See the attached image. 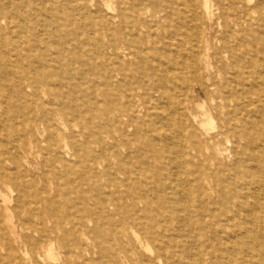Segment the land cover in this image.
Instances as JSON below:
<instances>
[{
    "label": "bare ground",
    "instance_id": "obj_1",
    "mask_svg": "<svg viewBox=\"0 0 264 264\" xmlns=\"http://www.w3.org/2000/svg\"><path fill=\"white\" fill-rule=\"evenodd\" d=\"M189 1L196 6L197 0ZM90 2L86 8L95 0ZM103 2L108 11L115 10L109 1ZM202 5L206 21L216 27L212 55L220 59L213 68L206 53L210 77L204 83L197 72L198 51L183 55L181 97L176 98L175 110L179 121L174 123L173 111L159 115L157 123L148 110L146 118H137L133 114L145 107L139 105L135 111L128 101L124 115L113 113L115 119L102 126L96 120L99 113L93 94L88 97L78 84L70 89L63 69L52 71L54 44L41 40L45 31L35 22L49 15L48 7L33 10L32 39L24 46L17 37L23 34L28 5L0 0L1 229L18 243L19 228L30 234L34 245L45 252L43 258L37 255L38 262L58 259L59 246L65 264H79L81 258L84 264H206V251L210 264H227L224 252L231 253L233 248L221 241L217 228L232 229L241 235L243 246L253 242V256L260 260L264 256V238L258 241L256 236L263 233L264 221L231 222L240 212L250 215L254 205L249 199L256 201L264 193V170L258 167L254 150L256 127L259 124L264 130V0H203ZM197 17L196 12L187 17L189 21L177 18L173 32L181 36L179 31L185 30L188 38L183 41L195 40L197 47L204 38L210 51L211 28L200 29ZM25 47L29 56L42 61L23 64L15 59ZM113 48L123 67L118 48ZM187 56L192 59L189 81L184 76ZM147 77L145 95L150 100L160 101L170 93L167 75V87L152 82V72ZM195 97L201 102L192 106ZM70 115L86 123L79 133H68ZM112 128L126 140L111 134ZM166 128L176 129L177 136L163 133ZM8 130L17 137L4 134ZM76 137L83 142L71 148L69 141ZM135 143L139 147L133 150ZM143 151L149 154L146 163L132 165L135 155ZM109 155L115 163H108ZM73 157L80 159L88 188L80 181H66ZM113 166L116 173L110 176ZM231 173L234 186L228 188L224 180ZM222 192L232 203L239 201L236 214L217 223L207 220L217 212V208L210 210L218 205L214 195ZM194 196L202 197L196 205ZM25 208L30 218L18 217L17 222L14 213ZM195 212L200 216H194ZM85 215H96L92 230ZM211 231L213 236L208 235ZM232 238L228 235L227 240Z\"/></svg>",
    "mask_w": 264,
    "mask_h": 264
},
{
    "label": "rangeland",
    "instance_id": "obj_2",
    "mask_svg": "<svg viewBox=\"0 0 264 264\" xmlns=\"http://www.w3.org/2000/svg\"><path fill=\"white\" fill-rule=\"evenodd\" d=\"M12 1L17 4L28 5V9L25 12L27 20L24 22L22 28L23 34L17 37V40L22 42L24 46L32 39L29 29L30 23L34 22L32 17L33 10L37 8L40 10L48 7L50 11L49 15L46 18L40 17L39 20H35V22H38V27L41 31H45L43 35H40L41 40L51 41L54 44V47L50 50L54 60V62L51 63L52 71L60 72L58 70L63 69L68 79L67 82L70 89L74 88L73 84H78L80 86L82 85V89L85 90V94H87L88 97H91V93L93 94L94 99L97 101V105L94 108H96L99 113L96 120L102 126L115 119L113 118V113L124 115V109L128 101L131 102L135 111L137 109L136 107L139 105L145 107L142 112L133 114L137 118H146L145 115L148 110L149 115L155 118V122L157 123V121H160V118H157L159 115H167L173 111L174 123L178 122L179 117L175 110L177 108L176 98H178V96L179 98L181 97L179 69L182 67L181 60L183 55H188V53L191 54L195 50L198 51L197 72L200 80L204 83L207 78L210 77L209 72H206L205 69L206 58L208 55L210 56V63L213 68H216L217 60L220 59L219 57L216 59L212 55L213 52H215L213 47L215 45L217 30L215 26L211 28L210 24L206 21L202 8L203 0H197L195 7L191 6L192 1L189 0H107L111 6L115 7L114 11L111 9L108 11L103 7L104 0H95V2L89 5V7L87 6V8L85 4H91L90 0ZM132 4H134V8L130 7ZM99 8L101 9L100 12ZM8 12H13V9ZM196 12L198 13V17L194 20L197 22L198 26H201L200 29L205 26L211 28L213 37L210 51H207L208 47L204 38H202L203 43L200 47H197L198 44L195 40L186 39V42L183 41L185 38H188L185 30L181 29V31H179L181 32V36L173 32L176 27L177 18L189 21L187 17ZM105 20L107 22L106 24ZM42 21L45 22L44 25H42ZM15 25L14 23V26ZM189 25L195 26L190 23ZM113 45H116L118 48L119 58L125 64L123 67H119V61L115 57ZM42 47H44V45H42ZM9 49H11V46ZM24 49L25 51H22L21 55L15 57V59L22 61L23 64H28L30 61L37 62L41 60L39 56L34 54L29 56L27 47ZM58 52H63L62 56H59ZM206 53L209 54L207 55ZM187 58H189V56H187ZM44 60H51V58H44ZM191 60L192 59L189 58L187 67H184V69H188L184 72L187 81L191 79ZM150 72H152V82L161 85L164 83L165 87H167V79L165 76L167 75L168 77V89L170 88L171 91L168 95L165 94L164 98L160 101H158V98L150 100L145 95L149 82L147 74H150ZM126 74L128 76H126ZM215 76L216 69H213L211 78L214 79ZM196 90L199 92L200 96H202L200 90L198 88ZM81 92L83 91L81 90L80 93ZM76 95L77 94H74V97ZM196 102H201V98L195 97L192 100V106ZM71 111L73 112L72 109ZM150 116H147V120ZM68 119V133L71 134L73 132L79 133L80 129L86 124L77 116L74 117L70 115ZM188 119H190L189 116ZM261 121L264 123L262 118ZM12 123H15V121H12ZM256 123H258V121H256ZM147 124L148 122L145 123L144 128L142 126V129L146 130ZM166 129L163 133H172L177 136L178 131L176 129ZM256 129L258 137L254 139V150L259 160L258 167L264 170V130L259 124ZM132 130L129 134H132ZM110 131L117 139L123 138L118 133L117 128H112ZM4 134L12 136V138L17 137L12 130H8ZM123 139L126 140V138ZM73 141H71V143L69 141L71 148L76 147L77 143H82L83 139L81 137H76ZM137 147L139 146L135 143L131 148L136 150ZM135 156L137 157L132 160V165L135 166L146 163L149 158V154L146 151ZM70 162H72V168L66 181H80L78 183L84 184L83 188H88V182L84 180L83 170L81 166L79 167L80 159L73 157ZM108 163H115V160L110 155L108 156ZM255 164L257 166V163ZM103 166H106L105 163H103ZM93 168H97V165L94 163ZM109 173L110 176L112 173H116L115 166L110 169ZM232 178L233 175L231 173L230 178L224 180L228 188L234 186V183L231 181ZM107 179H109V177L103 180L107 181ZM222 180L223 178L221 177L218 178L217 181L220 183ZM92 181L93 182L89 184L93 185L94 180ZM14 197L16 198V193ZM194 198L195 205L202 200V197L194 196ZM214 199H216L218 205H216L217 207L210 206V210H216L217 208V212H215L214 216L208 217L207 220H212L217 223L229 219L232 214H236L235 210H237L239 201L235 200L234 203H232L224 192L219 196L214 195ZM248 202L254 205L251 214L247 215L244 212H240L232 218L233 220L231 222L233 224L243 222L252 225L255 220L260 223L264 221V193L260 194L256 201L249 199ZM257 202L259 204L258 206H256ZM20 211L21 212L14 213L17 222H19L18 217L25 219L30 218L27 208ZM194 216H200V214L195 212ZM85 218L91 220L92 226L90 229L92 230L97 220L96 215H85ZM2 220L3 218L0 213V264H65L64 254L59 246L56 247L58 250L55 251V253L57 251V253H59L58 259L55 258L49 261L42 260L38 262L37 255L40 254L43 258L45 256L44 249L37 248L34 245V241L31 239V235L22 231L20 228L19 235L22 243L16 242L9 236V233L5 231L3 227L1 229ZM217 230L221 241L231 245L233 248L231 253L224 252L225 262L227 264H264V256L261 260L258 256H253L256 253L253 242L243 246L239 238L241 235L235 234V231L232 229L227 228L221 230L217 228ZM262 231L263 233L260 234L256 232L258 241L261 239L260 236L264 238V227ZM208 235L213 236V232H209ZM228 235H232L233 237L231 242L227 240ZM242 250L243 252H241ZM169 256L171 255L169 254ZM209 257L210 253L206 251V264L211 263ZM77 261L79 264H84L82 258Z\"/></svg>",
    "mask_w": 264,
    "mask_h": 264
}]
</instances>
